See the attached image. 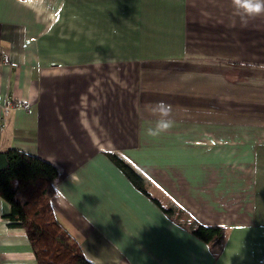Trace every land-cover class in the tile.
I'll return each mask as SVG.
<instances>
[{"label":"crops","instance_id":"obj_1","mask_svg":"<svg viewBox=\"0 0 264 264\" xmlns=\"http://www.w3.org/2000/svg\"><path fill=\"white\" fill-rule=\"evenodd\" d=\"M246 3L264 0H0V152L57 166V219L94 264H264V12ZM10 212L0 197V264H39Z\"/></svg>","mask_w":264,"mask_h":264},{"label":"trees","instance_id":"obj_2","mask_svg":"<svg viewBox=\"0 0 264 264\" xmlns=\"http://www.w3.org/2000/svg\"><path fill=\"white\" fill-rule=\"evenodd\" d=\"M109 157L140 191L152 196L145 178L133 165L115 153L110 152ZM58 173L56 165L38 156L16 149L1 151L0 197L11 204L7 217L11 225L26 231L39 264H94L71 242L57 219L52 199ZM163 209L168 214L176 212L172 208ZM193 233L205 242L220 245L226 230L199 224Z\"/></svg>","mask_w":264,"mask_h":264},{"label":"clouds","instance_id":"obj_3","mask_svg":"<svg viewBox=\"0 0 264 264\" xmlns=\"http://www.w3.org/2000/svg\"><path fill=\"white\" fill-rule=\"evenodd\" d=\"M237 2H239V0H237ZM244 7L254 14H260L261 12H264V5H262L261 3H246Z\"/></svg>","mask_w":264,"mask_h":264},{"label":"rangeland","instance_id":"obj_4","mask_svg":"<svg viewBox=\"0 0 264 264\" xmlns=\"http://www.w3.org/2000/svg\"><path fill=\"white\" fill-rule=\"evenodd\" d=\"M146 181V180H145ZM146 187H149L152 191H153V189H154V187H153V185L150 183V181L148 180V181H146ZM163 201H165V203H166V205L167 206H172V203H170L169 201H166L165 199H163ZM178 212H179V214H181V216H180V218L179 219H181L182 218V209L180 208L179 210H178ZM184 217V216H183Z\"/></svg>","mask_w":264,"mask_h":264},{"label":"built area","instance_id":"obj_5","mask_svg":"<svg viewBox=\"0 0 264 264\" xmlns=\"http://www.w3.org/2000/svg\"><path fill=\"white\" fill-rule=\"evenodd\" d=\"M24 107H28V105H27V104H25V105H24Z\"/></svg>","mask_w":264,"mask_h":264}]
</instances>
